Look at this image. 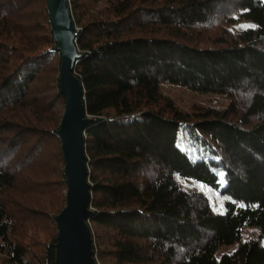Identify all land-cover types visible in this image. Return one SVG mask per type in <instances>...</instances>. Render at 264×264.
<instances>
[{
    "label": "trees",
    "instance_id": "16d2710c",
    "mask_svg": "<svg viewBox=\"0 0 264 264\" xmlns=\"http://www.w3.org/2000/svg\"><path fill=\"white\" fill-rule=\"evenodd\" d=\"M68 1L97 264H264V0ZM60 67L48 0H0L3 264H57ZM167 84L229 104L186 109Z\"/></svg>",
    "mask_w": 264,
    "mask_h": 264
},
{
    "label": "water",
    "instance_id": "95a60500",
    "mask_svg": "<svg viewBox=\"0 0 264 264\" xmlns=\"http://www.w3.org/2000/svg\"><path fill=\"white\" fill-rule=\"evenodd\" d=\"M48 6L54 39L61 53L59 81L65 101L59 134L65 158L67 192L66 205L56 216V263L97 264L88 221L93 210L92 184L86 161V128L94 120L85 111L83 85L74 72L80 57L77 28L68 0H48Z\"/></svg>",
    "mask_w": 264,
    "mask_h": 264
},
{
    "label": "rangeland",
    "instance_id": "374dc122",
    "mask_svg": "<svg viewBox=\"0 0 264 264\" xmlns=\"http://www.w3.org/2000/svg\"><path fill=\"white\" fill-rule=\"evenodd\" d=\"M164 90L169 94L173 99H175L183 108L190 109L194 105L199 106H217V107H226L229 104V99L223 95L217 94H200L193 92L191 90L185 89L183 87H176L172 85H165ZM64 114V112H63ZM63 117V116H62ZM62 120V119H61ZM61 123V122H60ZM184 186L190 190H203L205 193L210 196L211 201L218 211H223L227 207L226 200L218 195L217 193L199 186L193 182L185 181ZM67 192V190H65ZM259 235V231L256 227L246 228L243 232V239L256 238ZM237 244L232 246H224L221 248L219 255L231 251L236 247ZM0 264H3L0 258Z\"/></svg>",
    "mask_w": 264,
    "mask_h": 264
}]
</instances>
